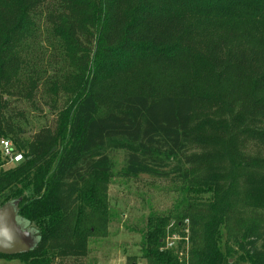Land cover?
Returning <instances> with one entry per match:
<instances>
[{
  "label": "trees",
  "instance_id": "1",
  "mask_svg": "<svg viewBox=\"0 0 264 264\" xmlns=\"http://www.w3.org/2000/svg\"><path fill=\"white\" fill-rule=\"evenodd\" d=\"M43 17L60 64L49 76L30 56ZM42 83L63 105L25 139L9 100L33 103ZM3 140L24 156L9 170ZM263 149L264 0H0V207L21 200L40 238L0 258L87 257L108 234L122 152V176L179 195L147 221V264H264Z\"/></svg>",
  "mask_w": 264,
  "mask_h": 264
},
{
  "label": "rangeland",
  "instance_id": "2",
  "mask_svg": "<svg viewBox=\"0 0 264 264\" xmlns=\"http://www.w3.org/2000/svg\"><path fill=\"white\" fill-rule=\"evenodd\" d=\"M38 38L31 45V60L52 75L59 68L58 52L51 46L49 23L43 17L38 23ZM45 76V77H47ZM46 85L40 84L37 98L33 103L10 99L9 113L20 122L30 139L43 127L54 128L58 111L63 101H59L58 111L52 110L53 97L46 91ZM19 115V116H18ZM264 156V149L262 150ZM13 167V166H12ZM11 166H5L9 170ZM124 154L116 153V176L109 190L111 225L105 237L96 235L90 239L88 255L75 260H57L55 264H147L143 254V235L147 221L151 216L165 215L173 210L179 195L172 180L155 179L141 176L129 179L122 176ZM174 226L172 224L169 229ZM175 237H177L175 235ZM172 238H168V241ZM178 241L177 239L174 241ZM178 242L175 243L177 247ZM0 264H22L18 260L0 258Z\"/></svg>",
  "mask_w": 264,
  "mask_h": 264
},
{
  "label": "water",
  "instance_id": "3",
  "mask_svg": "<svg viewBox=\"0 0 264 264\" xmlns=\"http://www.w3.org/2000/svg\"><path fill=\"white\" fill-rule=\"evenodd\" d=\"M20 203L17 200L0 207V255L27 254L39 243L37 230L19 217Z\"/></svg>",
  "mask_w": 264,
  "mask_h": 264
},
{
  "label": "built area",
  "instance_id": "4",
  "mask_svg": "<svg viewBox=\"0 0 264 264\" xmlns=\"http://www.w3.org/2000/svg\"><path fill=\"white\" fill-rule=\"evenodd\" d=\"M1 149L3 156L7 161L6 166L15 167L24 161L23 154L16 152L12 142H10L9 140H3L1 142ZM176 239L179 240L177 237L173 236L172 241L170 240L168 241L167 248H171V249L174 248L175 246L174 241Z\"/></svg>",
  "mask_w": 264,
  "mask_h": 264
}]
</instances>
